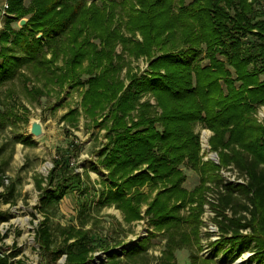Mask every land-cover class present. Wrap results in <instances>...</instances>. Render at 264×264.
Here are the masks:
<instances>
[{"label": "trees", "instance_id": "16d2710c", "mask_svg": "<svg viewBox=\"0 0 264 264\" xmlns=\"http://www.w3.org/2000/svg\"><path fill=\"white\" fill-rule=\"evenodd\" d=\"M134 1L138 10L129 9L125 29L131 34L137 32L141 42L129 46L116 30L100 26L97 20H111L98 18L96 9L83 0H29L28 6L25 0H6L3 29H12L9 25L17 18H30L17 33L0 32V88L16 79L41 82L32 89L37 98L53 91L48 86L60 89L70 75L83 72L86 89L79 104L82 117L101 123L104 130L105 142L97 150V163L107 171L108 183L102 181L97 205L113 206L130 223L141 219L144 203L143 215L156 232L175 234L185 223L196 236L197 214L184 222L179 215L184 203L192 211L195 205L203 204L207 181H219L217 166L199 161L194 130L196 126L208 129L209 146L218 155L219 165L235 166L248 181L244 186H223L220 206H229L231 214L216 221L219 238L207 245L208 254L198 257L189 253V264H234L244 254L246 258L239 264H264V120L256 119V112L264 105V0H192L188 4L183 0L176 4L175 0ZM114 38L120 39L123 52L129 56L150 58L148 75L128 74L125 85L112 78ZM91 39L99 41V52ZM93 53V67H101L99 76L88 73V67L80 68L81 61ZM202 53L206 63H196ZM58 62L61 65L57 66ZM79 81L74 80L70 88ZM146 95L154 99L153 105L146 99L141 101ZM79 116L73 109L61 120L74 125ZM7 124L8 114L0 109V130ZM76 149L73 142L57 148L47 176L35 181V209L42 215L35 232L39 248L49 256L50 264L62 256L63 264H122L119 257L125 258V264L134 263L146 253L150 237L136 244L108 246L102 236L92 234L91 227L85 229L92 219L87 199L77 207L76 225L59 226L58 245L52 246L50 217L62 197L80 185L69 166ZM2 151L0 147V154ZM5 163L0 164V187L4 185ZM180 166L197 173L200 186L191 192L183 189ZM143 187H147L146 193H142ZM4 190L5 204L12 199L15 186L11 183ZM234 194L242 202L236 201ZM6 220L0 214V221ZM171 237L162 264H176L174 251L182 247L190 251L196 244L195 238L186 243ZM18 252L0 247V264H25L14 259ZM95 252H107L105 260L95 262Z\"/></svg>", "mask_w": 264, "mask_h": 264}, {"label": "rangeland", "instance_id": "374dc122", "mask_svg": "<svg viewBox=\"0 0 264 264\" xmlns=\"http://www.w3.org/2000/svg\"><path fill=\"white\" fill-rule=\"evenodd\" d=\"M83 1L86 6L96 9L99 13L98 18L103 17L107 20H111L110 23H108V21L103 22L102 19L97 20L100 26L106 25L108 29L110 28L109 31L116 30L118 32L116 35H119L123 40L129 41L128 45L141 42V36L137 32L131 34L125 29L127 16L130 12L129 9L132 8L134 11L138 10V5L135 4L134 0H129L127 2H125V0H115V2H113L114 4H109L108 2L102 0ZM176 1L177 0H175V4ZM183 1L185 4H188L192 0ZM28 2L29 0H25V6H28ZM3 3H6V0H0V6ZM6 17L7 15L2 20L0 32L6 31L7 35L11 32L17 33L20 31V28L24 25H20V21H24V23H26L30 18L28 15H25L20 19L17 18L18 20L15 19V22L9 25L12 29L6 27L5 30L3 29V22ZM95 34L98 38L99 31ZM112 35L115 37V33ZM39 36L40 34L36 35V37ZM12 37L13 34L10 38L12 39ZM25 39H27V41L29 40L27 36ZM113 40H115V38ZM90 42L95 44L97 50L102 49L99 41L91 39ZM99 50L96 52H99ZM123 51V45L120 42V39L115 40L110 55V65L113 69L112 78L118 79L125 85L128 81V74L130 77L134 74L136 76L148 75L149 57L134 58L129 56L127 52L124 53ZM39 57H41V55ZM187 58L189 57H186V59ZM93 61L94 53L90 55V58H84L81 61L80 68L87 69L88 67V73L99 76L101 67L98 69L94 68ZM196 63H206L203 53L198 56ZM103 64L108 65L107 62H104ZM56 65H61V62L56 63ZM120 67H122V69H120ZM40 78L47 80L46 77ZM261 78L264 79V76ZM85 79L86 77L84 73L78 71L73 75H70L65 82L62 83L60 89H58V86H48L53 91H49L50 93H45L43 96L37 98H34L35 94L32 89L39 87L41 82L30 81L24 83L20 79H16L11 84L0 88V96L2 99L0 109L8 114V124L0 130V147L3 148L0 155V164L7 162L2 165L4 176L3 189L11 183L15 186L13 197L9 203L3 204V202H0V214L7 217L6 221H0V247L2 249L10 247L13 250L18 249V255L14 259H19L25 264H50L49 256L41 251L37 244V239L35 238V232L42 220V215L35 209L38 206V191L35 189L34 183L40 177L45 178L47 176L52 167L51 161L55 158L56 149L65 148L68 142L73 141L74 144L76 143V146H78L76 150H79L78 156L76 158L74 157L73 164H75L77 168L82 167L85 171L89 172L93 178L100 179V174L102 175L104 173L102 171V166L98 163L96 164V158L98 155L97 150L100 149V144L105 142L103 139L104 130L100 128L102 127L101 123H96V121L91 123L85 116L83 118V110L79 105L81 94L86 89L84 84ZM74 80H80L79 84L75 85L77 87L74 86L73 88H70ZM8 92H10V96L8 95ZM145 99L146 101H149V103L151 102V104L154 102V99L147 97V95L143 97L141 101H144ZM73 109L78 110L79 112L80 116L78 122L71 125L66 121H62L61 117L69 110ZM105 112L106 109L103 110L101 115H104ZM260 118L264 119V105L260 106L256 112V119ZM32 119H38L42 125V135L36 138L31 137L28 134L29 121ZM197 128L198 127L196 126L194 131H196L195 133L198 136L199 161L202 164L208 163L210 161H203L201 159L200 149L202 147L199 139L201 134L204 135V130H206L209 134V140L211 132L205 128H202L204 130ZM208 140L207 143L209 146ZM209 151L213 152L210 149V146ZM203 155H206V153ZM180 170L184 175V179L181 184L182 188L187 192H191L194 188H197L199 185V175L191 169H185L182 166H180ZM218 179L219 178H217V180ZM217 182L218 181L216 180L207 181L203 185V204L200 205V207L199 204L195 205L193 207L195 209L192 211L189 204L184 203L181 206L179 216L183 222L190 216H194L196 214L198 216V230L195 234L196 236L194 237L191 232H189L190 229H187L185 223L176 228L177 230L175 231V234L173 231L156 232L148 223V217H145L144 215L141 217L140 220L142 222H140L139 225L136 224L131 226L129 229H125V227L123 228L117 223L116 217L114 216V213L116 215L118 214L116 211L108 208L98 209L95 206L93 209H90V212L92 210L91 216L94 214L96 219V223L92 225L93 233L102 236V238L112 246L114 242H119L121 246H124L125 244L132 242L133 239L136 238L137 234L139 235V237L136 238L137 242H139L141 238L150 237V246L146 250V253L143 256L136 258L134 263L131 264H162L163 252L165 251L168 238L171 237V234L173 235L170 240L172 239L176 242L182 241L192 243L196 240V244H194L192 250L189 251L186 247L179 248L178 246L179 249L174 251L176 264H189V253H194L198 257L205 256L202 252L204 247H206L209 243L217 241H211V234L204 229V221H207V212L203 207L206 202V193L209 191L211 186H213V184L218 185ZM6 193L7 192L4 190V197L2 200L5 199ZM74 194L76 195L77 193L73 192V195L65 197L60 202L54 214L50 217L49 223L53 234V247H56L59 242L57 233L59 226H66L68 224L76 225V213L74 210L75 204L72 202V199L75 197ZM233 196L237 199L236 201L242 199H239L236 194ZM236 201L234 200L235 203ZM96 208L98 210H96ZM230 214L231 209L229 206L222 208L219 202L218 206H214L211 212H208L207 216L208 219L210 218V221L217 226L216 221H218L220 216H229ZM116 249L117 247L115 250ZM106 255L107 252H95L93 254V260L95 262H99L100 260L104 261ZM246 256L247 255L244 254L241 258L234 260L233 263L239 264L244 258H246ZM119 260L120 263L123 262L122 257H119ZM63 263L64 256L59 258L54 264Z\"/></svg>", "mask_w": 264, "mask_h": 264}, {"label": "crops", "instance_id": "0c3cea01", "mask_svg": "<svg viewBox=\"0 0 264 264\" xmlns=\"http://www.w3.org/2000/svg\"><path fill=\"white\" fill-rule=\"evenodd\" d=\"M150 104H151V102H150ZM153 104H154V102H153ZM152 104V105H153ZM198 128H200V127H198ZM197 128V129H198ZM196 132V131H195ZM30 139V138H29ZM70 142H73V141H70ZM70 142H68L67 144H66V146L70 143ZM74 143V142H73ZM75 145H76V143H75ZM66 146H65V148H66ZM76 147H78V146H76ZM78 154H79V150L77 151V152H74V154L71 156V158H70V160H69V166L73 169V171H74V173L75 174H77V176H78V178H79V180H80V185H79V187H75V188H73V190L72 191H70L69 193H67L65 196H63L62 197V199L59 201V203H58V205H57V208H58V206H59V204H60V202L65 198V197H67V196H70V195H73V192H76L77 194L75 195L74 194V196L76 197H74L73 199H72V202H73V204H75V206H74V210H75V213H77V207H78V205H79V203H82L83 201H85L86 199V203L88 204V205H90V207H91V209H93L94 208V206L95 207H97L98 209H102V208H108V209H113L114 211H116L118 214L117 215H119V216H117L115 213H114V216L116 217V220H117V223L121 226V227H125V229L127 228V229H129V228H131V226H134V225H139V223L140 222H142L140 219L139 220H134V221H131L130 223H126L125 221H124V219H123V215H122V213L118 210V209H116V208H114L113 206H103V207H98V205H97V199H98V193H100L102 190H103V185H102V182L101 181H107V171L102 167V171L104 172L102 175L100 174V179L99 178H93L92 177V175L89 173V172H87V171H85L82 167H76V165L75 164H73L74 162H73V160H74V157L76 158L77 156H78ZM1 155V154H0ZM96 164H97V158H96ZM143 168H144V166H143ZM79 169V170H78ZM43 178V177H42ZM107 183H108V181H107ZM34 185H35V183H34ZM99 187V188H98ZM100 189V190H99ZM142 193H146L147 192V187H143L142 189ZM3 191V187H0V194H4V191ZM2 192V193H1ZM154 193L155 192H153L151 195L153 196L154 195ZM11 200V199H10ZM9 200V201H10ZM91 200V201H90ZM9 201H8V203H9ZM0 202H3L2 201V198H0ZM8 203H5V204H8ZM4 204V203H3ZM96 208V210H98ZM145 208H146V205L143 203V204H141V207H140V216H143V212H144V210H145ZM91 213H92V210H91ZM76 222V221H75ZM96 223V219H95V215L93 214L92 215V219L85 225V229H88V228H90L91 227V229L93 228V224H95ZM69 225V224H68ZM73 225V224H72ZM67 226V225H66ZM61 227H63V226H61ZM139 227V226H138ZM92 234H95V233H93V230H92ZM96 235V234H95ZM139 237V235L137 234L136 235V238H138ZM136 238H134L133 239V241L132 242H130L131 244H136L137 243V240H136ZM142 239V238H141ZM108 240V239H107ZM116 243H119V242H114V244H113V246L116 244ZM130 243H127V244H130ZM122 244V243H121ZM127 244H125V245H127ZM107 245L108 246H112V245H110L108 242H107ZM123 245V244H122ZM121 246V245H120ZM115 247V246H114ZM121 258V257H120ZM125 264V258H123V262H122V264ZM128 264H130V263H128Z\"/></svg>", "mask_w": 264, "mask_h": 264}, {"label": "built area", "instance_id": "2783aa9c", "mask_svg": "<svg viewBox=\"0 0 264 264\" xmlns=\"http://www.w3.org/2000/svg\"><path fill=\"white\" fill-rule=\"evenodd\" d=\"M7 4L3 3L0 6V27L2 25V20L3 18L7 15ZM263 118L257 119L258 122L262 121ZM264 120V119H263ZM202 129V128H201ZM204 130V129H202ZM204 135L201 134L199 142L201 143V149H200V155L201 159L203 161H210L211 163L215 164L217 166V177L219 178L218 180V185L211 186L209 191L205 195V204H204V209L207 212L206 213V219L205 220V228L207 232H209L210 235V240L211 241H216L218 240V229L217 226L210 221V218L208 219V212H211V210L214 208V206H217L219 202V197L224 193V185H232V186H238V185H246L248 181V177L245 173L241 172L238 170L235 166L229 164L226 166H221L219 165V160L218 156L215 152L209 151V146L207 143L209 134L206 130H204ZM206 153V155H203ZM209 251L208 246L204 247L202 250L203 255H207Z\"/></svg>", "mask_w": 264, "mask_h": 264}, {"label": "water", "instance_id": "95a60500", "mask_svg": "<svg viewBox=\"0 0 264 264\" xmlns=\"http://www.w3.org/2000/svg\"><path fill=\"white\" fill-rule=\"evenodd\" d=\"M20 25L24 24V21H20L19 23ZM42 125L40 123V121L38 119H32L29 121V129H28V134L31 137H39L40 135H42Z\"/></svg>", "mask_w": 264, "mask_h": 264}]
</instances>
